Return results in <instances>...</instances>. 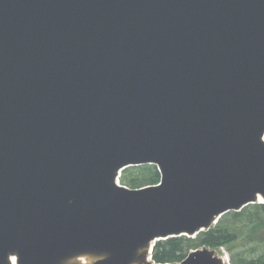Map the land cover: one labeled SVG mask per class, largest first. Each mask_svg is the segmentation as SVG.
<instances>
[{
	"label": "water",
	"instance_id": "1",
	"mask_svg": "<svg viewBox=\"0 0 264 264\" xmlns=\"http://www.w3.org/2000/svg\"><path fill=\"white\" fill-rule=\"evenodd\" d=\"M255 204L264 0H0V264H155Z\"/></svg>",
	"mask_w": 264,
	"mask_h": 264
},
{
	"label": "trees",
	"instance_id": "2",
	"mask_svg": "<svg viewBox=\"0 0 264 264\" xmlns=\"http://www.w3.org/2000/svg\"><path fill=\"white\" fill-rule=\"evenodd\" d=\"M121 184L130 189L157 185L161 174L156 166L131 167L123 171ZM225 249L232 264H264V204L232 212L209 231L196 238H171L156 243L152 260L156 264L183 262L195 250Z\"/></svg>",
	"mask_w": 264,
	"mask_h": 264
},
{
	"label": "rangeland",
	"instance_id": "3",
	"mask_svg": "<svg viewBox=\"0 0 264 264\" xmlns=\"http://www.w3.org/2000/svg\"><path fill=\"white\" fill-rule=\"evenodd\" d=\"M217 253L219 256H226L228 258L226 264H232L230 260V255L225 249L217 250Z\"/></svg>",
	"mask_w": 264,
	"mask_h": 264
}]
</instances>
